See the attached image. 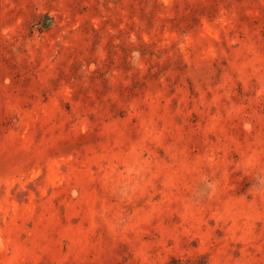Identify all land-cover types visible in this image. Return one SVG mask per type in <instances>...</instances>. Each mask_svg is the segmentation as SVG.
Wrapping results in <instances>:
<instances>
[{
	"label": "rangeland",
	"instance_id": "rangeland-1",
	"mask_svg": "<svg viewBox=\"0 0 264 264\" xmlns=\"http://www.w3.org/2000/svg\"><path fill=\"white\" fill-rule=\"evenodd\" d=\"M0 264H264V0H0Z\"/></svg>",
	"mask_w": 264,
	"mask_h": 264
}]
</instances>
